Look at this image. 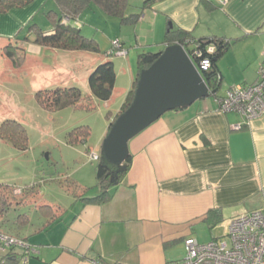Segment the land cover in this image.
Returning a JSON list of instances; mask_svg holds the SVG:
<instances>
[{
    "label": "crops",
    "instance_id": "0c3cea01",
    "mask_svg": "<svg viewBox=\"0 0 264 264\" xmlns=\"http://www.w3.org/2000/svg\"><path fill=\"white\" fill-rule=\"evenodd\" d=\"M146 1L129 0L127 13L142 11V17L125 24L133 25L134 40L119 38L129 54L135 52L136 60L142 50L166 47L169 28L180 27L195 37L232 40L217 63L222 74L219 95L233 85L256 80L264 63V0H228L225 5L218 0ZM0 19L2 55L23 20ZM78 22L86 32L83 21ZM52 30V26L45 29ZM22 44L27 58L43 49L57 50L32 41ZM109 60L113 58L105 53L95 58L89 75ZM243 122L238 113L222 112L213 96L166 112L129 140L131 167L109 188L108 201L91 203L76 196L66 206L50 201L60 207L58 219L47 228L39 229L43 221L38 228H24L40 253L20 264H169L185 255L189 236L201 242L227 236L231 219L264 211V114L235 129ZM99 192L97 188L86 196ZM212 209L221 212L217 221L208 216ZM204 229L212 234L206 241L198 236ZM7 252L0 247V262Z\"/></svg>",
    "mask_w": 264,
    "mask_h": 264
},
{
    "label": "rangeland",
    "instance_id": "374dc122",
    "mask_svg": "<svg viewBox=\"0 0 264 264\" xmlns=\"http://www.w3.org/2000/svg\"><path fill=\"white\" fill-rule=\"evenodd\" d=\"M52 8H56L53 0H32L27 5L0 13V18L23 20L15 32L19 34L18 39L13 41L21 45L32 24H38L43 30L52 26L46 16ZM80 19L84 31L97 38L98 53L43 49L40 54L22 59L19 66H15L4 53L0 54V124L6 119H17L26 127L29 137L26 151L0 138V183L17 188L38 184L40 189L39 194H29L27 204L9 211L1 227L3 231L15 233L17 225L14 221L18 214L23 213L31 218L26 229L38 228L43 219L36 205L58 201L61 206H66L73 200L75 192L90 195L99 188L96 174L100 161L92 158L91 153L103 154L106 129L137 74L135 52H128L125 57H110L117 67V81L109 104L93 97L92 103L86 104L93 107H65L49 111L38 102L36 92L43 88L78 86L84 94L89 93L88 71L94 59L110 50L115 40L131 41L136 34L133 25L122 24L119 18L107 15L95 6L84 10ZM78 126H88L91 133L85 142L71 144L67 139L68 132ZM88 147L91 153L87 151ZM211 235L209 229H204L198 236L206 241ZM222 237L230 240L229 236Z\"/></svg>",
    "mask_w": 264,
    "mask_h": 264
},
{
    "label": "trees",
    "instance_id": "16d2710c",
    "mask_svg": "<svg viewBox=\"0 0 264 264\" xmlns=\"http://www.w3.org/2000/svg\"><path fill=\"white\" fill-rule=\"evenodd\" d=\"M32 0H0V13H6L10 10L27 5ZM156 0H147L149 4ZM55 9L52 8L46 12L53 30L46 32L38 24H32L28 34L24 37V43L32 41L44 47L66 51H88L98 53L100 51L99 43L95 38L88 37L82 33L81 28L75 24L80 19L84 10L93 6L101 9L109 16H115L120 19L122 24H134L142 17V11L127 13L130 5L129 0H53ZM70 21L66 22L65 19ZM18 35L14 39H18ZM30 35L34 36L31 38ZM163 43L165 46L181 44L185 47L188 54L196 65L204 58H209L211 66L204 71V77L210 87L211 96H216L219 91L222 74L218 69L217 63L225 51L231 45L232 40L224 36L210 35L204 37H195L192 32L180 27H170L167 31ZM161 48L158 51L142 50L137 57V74L133 81L132 87L126 94L119 111L110 121V127L134 102L136 91L138 88L139 76L142 70L149 67L166 48ZM213 47L212 50H209ZM27 49L21 44L17 45L9 42L4 46V54L12 59L15 66L22 63V59L26 57ZM105 51V56H106ZM110 58V56H106ZM112 57V56H111ZM90 92L84 94L78 86H57L54 88H43L36 92L38 102L49 111H56L65 107H87V103H92V98L108 102L113 93L116 83V70L113 61L102 62L95 67L88 79ZM90 107H93L92 105ZM88 126H78L68 132V142L71 144L85 142L90 135ZM0 138L3 141L11 143L15 148L26 151L28 149V132L26 127L17 119H6L0 124ZM87 151L91 153V148ZM99 165L97 167V179L100 192L96 196H86V193H74V196L82 198L86 202L104 203L111 197L109 188L120 182L125 173L130 169L132 164V154L129 153L124 161L125 169L118 172L116 165L108 160L104 154L99 155ZM16 186L0 183V231L2 230L4 219L14 207L27 204L30 193L39 194L40 189L38 184H32L25 188H20L19 194H14ZM69 190V189H68ZM22 196L20 199L17 197ZM45 202V201H43ZM60 207L50 203H42L37 206V211L44 218L40 228H47L58 219ZM210 215V216H209ZM208 216L217 221L221 217V212L216 209L209 211ZM17 225V231L5 233L28 240L25 227L30 224V216L27 213L18 214L14 221ZM2 223V224H1ZM26 229V228H25ZM29 241V240H28ZM21 252L15 250L14 247L8 249V252L3 256L0 264H20Z\"/></svg>",
    "mask_w": 264,
    "mask_h": 264
},
{
    "label": "built area",
    "instance_id": "2783aa9c",
    "mask_svg": "<svg viewBox=\"0 0 264 264\" xmlns=\"http://www.w3.org/2000/svg\"><path fill=\"white\" fill-rule=\"evenodd\" d=\"M225 5L228 0H218ZM66 22L70 21L67 18ZM79 27L78 21L75 22ZM210 47L209 50H212ZM128 54L124 43L117 39L106 56H123ZM211 66L209 58L200 61L197 67L204 72ZM218 108L224 112H235L244 117V122L235 125L241 129L246 123L264 114V63L258 69L256 80L251 84L233 85L224 95L214 96ZM92 158H99L95 152ZM16 193L21 189L17 188ZM226 239H212L201 242L194 236L185 240V256L169 264H264V211L254 210L240 214L230 220ZM0 247L4 250L12 247L21 252V263H26L32 256H37L40 249L28 240L0 231ZM96 264H101L96 262Z\"/></svg>",
    "mask_w": 264,
    "mask_h": 264
},
{
    "label": "water",
    "instance_id": "95a60500",
    "mask_svg": "<svg viewBox=\"0 0 264 264\" xmlns=\"http://www.w3.org/2000/svg\"><path fill=\"white\" fill-rule=\"evenodd\" d=\"M203 73L181 44L167 46L141 71L133 104L113 123L103 144L102 153L118 172L125 169L132 137L166 112L211 96Z\"/></svg>",
    "mask_w": 264,
    "mask_h": 264
}]
</instances>
